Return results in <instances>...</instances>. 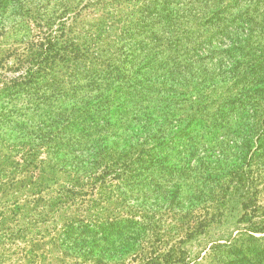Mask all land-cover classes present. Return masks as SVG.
<instances>
[{
	"label": "trees",
	"instance_id": "trees-1",
	"mask_svg": "<svg viewBox=\"0 0 264 264\" xmlns=\"http://www.w3.org/2000/svg\"><path fill=\"white\" fill-rule=\"evenodd\" d=\"M10 1L41 39L0 81L1 198L30 197L9 210L25 229L116 180L153 186L175 221L146 201L116 219L120 264H264V0ZM110 225L97 212L60 231L98 246Z\"/></svg>",
	"mask_w": 264,
	"mask_h": 264
},
{
	"label": "rangeland",
	"instance_id": "rangeland-1",
	"mask_svg": "<svg viewBox=\"0 0 264 264\" xmlns=\"http://www.w3.org/2000/svg\"><path fill=\"white\" fill-rule=\"evenodd\" d=\"M6 2L9 3L7 6L4 5L5 2L0 3V73L2 74L0 81L3 83H6V77L17 75L27 66L26 59L33 53L30 45L41 40L37 36V29L33 21L25 16V13L13 9L10 0ZM86 19L91 22L93 16H88ZM117 27L118 24L112 26L108 31L109 34L117 33ZM41 157L44 158V156ZM16 176L19 179L23 177L19 173ZM174 182V179L171 181L162 180L163 188L171 189ZM104 187V190L111 194L109 197L107 195L98 199L96 206H90L87 211L68 212L69 216L60 212L54 221L50 220L44 224L38 223L36 229L27 230L25 229L26 218L22 215L13 216L9 210L15 208L16 202L21 205L30 197L21 192L22 195L19 196L16 204L11 201L3 204L2 201L5 197L1 198V189L0 214L9 213L5 219H2L3 225H0V264H120L115 259L119 248L116 219L132 214L136 218L146 215L148 212H145L144 209L150 206L163 213L161 218L165 221L167 228L171 226L168 223H175L172 220L173 213L167 210L166 204H164L167 200H163L161 194L155 193L158 191L153 189V186H150L152 195L148 197L142 194L140 186L120 185L116 180L108 181ZM181 189L185 191V187ZM118 191L124 192L126 199L116 194ZM144 201L148 206L141 208L139 203H144ZM97 212L103 220L111 222V230L100 240L98 246H92L91 237L87 232L65 240L60 231L65 218ZM158 212L153 214L154 218L161 216ZM187 248H189L191 255L198 249L195 245L189 247L187 245ZM88 250H90V254L83 252ZM137 263L139 262L135 260L130 261V264Z\"/></svg>",
	"mask_w": 264,
	"mask_h": 264
}]
</instances>
